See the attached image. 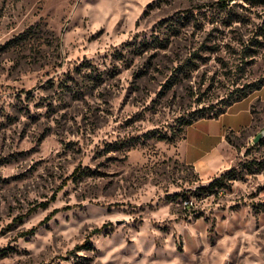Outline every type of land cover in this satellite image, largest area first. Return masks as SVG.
<instances>
[{"label":"rangeland","instance_id":"374dc122","mask_svg":"<svg viewBox=\"0 0 264 264\" xmlns=\"http://www.w3.org/2000/svg\"><path fill=\"white\" fill-rule=\"evenodd\" d=\"M218 1L0 0V264H264V86L235 178L182 157L264 83V0Z\"/></svg>","mask_w":264,"mask_h":264},{"label":"crops","instance_id":"0c3cea01","mask_svg":"<svg viewBox=\"0 0 264 264\" xmlns=\"http://www.w3.org/2000/svg\"><path fill=\"white\" fill-rule=\"evenodd\" d=\"M258 97H259V93L254 96L250 95L249 97L241 101L235 102L232 106L229 107V109L225 113H223L219 117L200 119L187 127L186 136L189 129L193 125L198 124V122L207 120L208 123L207 125L208 128H206L204 131H201V133H197L199 140L197 139L198 141H195L192 145L191 143H189L185 147L184 152H182V157L186 161V163L191 164L199 174H200L199 171H201L199 170L201 166L202 167L211 166L214 169L213 174L208 176L207 179L203 178L204 183H208L209 179H211L210 177H213L214 179L215 177L219 176L221 172H223V170L225 169L228 163L224 148L223 150L220 149L221 145L227 144L228 133L230 131L239 132L241 129L250 127L254 123L255 114L252 111V105L254 99ZM261 97L264 99V96ZM231 112L235 113L240 118L242 116L244 118L243 124H240L238 126L218 127L216 123H213V121L218 122L217 120L220 118H225L227 114ZM187 137L185 138L186 143H187ZM205 143L212 144L211 150H213L214 153L209 157L208 155H210V150L208 151L203 150V146L205 145Z\"/></svg>","mask_w":264,"mask_h":264},{"label":"trees","instance_id":"16d2710c","mask_svg":"<svg viewBox=\"0 0 264 264\" xmlns=\"http://www.w3.org/2000/svg\"><path fill=\"white\" fill-rule=\"evenodd\" d=\"M220 4L224 5L227 3V0H219L218 1ZM225 2V3H224ZM264 86V83H257V84H253L252 86H249L248 89H242L239 93H237L232 99L228 100L227 103L225 105H223L220 108H217L216 110L212 111L209 109H202L200 111L199 114H196L194 116L191 117V119H187L185 122L186 127L192 125L193 123H195L196 121L200 120V119H206V118H216L219 117L220 115H222L223 113H225L227 111V109L232 106L235 102L241 101L245 98H247L253 91L255 90H259ZM187 129V128H186ZM158 138L160 139H166L169 140L171 139L167 134L164 135H160ZM233 171V170H232ZM232 171H229L227 173H224L222 175H220L219 177L215 178L213 181H211L208 185L206 186H201L200 190L205 191L206 193H212L214 192V187L219 185L221 183V181L227 176L229 175V179H233L235 178V174L232 173ZM185 198H190L185 197ZM186 206L189 208L190 202L188 200ZM30 233H34L35 229H31V231H29Z\"/></svg>","mask_w":264,"mask_h":264},{"label":"water","instance_id":"95a60500","mask_svg":"<svg viewBox=\"0 0 264 264\" xmlns=\"http://www.w3.org/2000/svg\"><path fill=\"white\" fill-rule=\"evenodd\" d=\"M264 138V129L254 137V143H259Z\"/></svg>","mask_w":264,"mask_h":264}]
</instances>
